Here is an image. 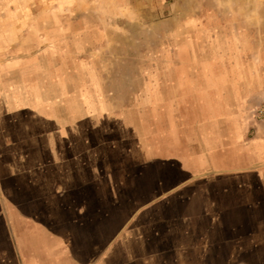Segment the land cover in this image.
Masks as SVG:
<instances>
[{
	"label": "rangeland",
	"instance_id": "obj_1",
	"mask_svg": "<svg viewBox=\"0 0 264 264\" xmlns=\"http://www.w3.org/2000/svg\"><path fill=\"white\" fill-rule=\"evenodd\" d=\"M250 82L264 139V0H0V264L19 248L9 235L47 250L64 215L70 235L119 202L127 120L151 134L154 121L222 119ZM50 150L87 160L95 190L69 191Z\"/></svg>",
	"mask_w": 264,
	"mask_h": 264
},
{
	"label": "crops",
	"instance_id": "obj_2",
	"mask_svg": "<svg viewBox=\"0 0 264 264\" xmlns=\"http://www.w3.org/2000/svg\"><path fill=\"white\" fill-rule=\"evenodd\" d=\"M252 84L244 85L245 92L236 88L238 102L232 110L219 109L222 119L204 114L197 125L190 121L183 127L173 119L164 126L154 121L148 134L141 121L126 117L135 142L126 134V181L119 202L102 206L105 217L76 220L70 235L72 224L64 215L58 235H43L47 250L25 252L19 241L31 235H9L19 248L15 255L5 250L7 261L16 264L27 253L35 260L24 264H264V167L258 166L264 161V139L250 110ZM64 135L71 141V134ZM77 156L50 150L48 163L63 178H75L69 191H93L98 174L93 178L88 161ZM112 176L106 174L111 187ZM228 176L234 182L226 184ZM63 202L62 207H72ZM101 205L91 204V213Z\"/></svg>",
	"mask_w": 264,
	"mask_h": 264
}]
</instances>
